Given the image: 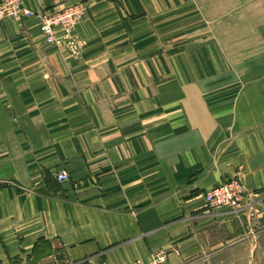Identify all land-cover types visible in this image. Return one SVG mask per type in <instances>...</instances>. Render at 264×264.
<instances>
[{
  "label": "crops",
  "instance_id": "crops-1",
  "mask_svg": "<svg viewBox=\"0 0 264 264\" xmlns=\"http://www.w3.org/2000/svg\"><path fill=\"white\" fill-rule=\"evenodd\" d=\"M77 2L52 44L38 17L0 21V261L228 264L256 247L264 0H25ZM237 173L243 208H208Z\"/></svg>",
  "mask_w": 264,
  "mask_h": 264
},
{
  "label": "built area",
  "instance_id": "built-area-1",
  "mask_svg": "<svg viewBox=\"0 0 264 264\" xmlns=\"http://www.w3.org/2000/svg\"><path fill=\"white\" fill-rule=\"evenodd\" d=\"M87 13V6L84 2L70 4L62 9L49 12L42 9L40 12L31 9L26 5L25 0H0V21L8 18H30L38 17L40 30L44 41L48 44L56 43L59 40L56 30L63 29L65 36H70L76 26L84 19ZM59 182L67 181L69 173L61 169L56 172ZM245 188L239 173L231 179L208 190L205 194V203L208 208L216 209L227 207L234 211L243 208L245 199ZM167 256L164 253L154 254L151 261L143 263L134 261L131 263L105 262L102 264H166ZM0 264H13L11 261H0Z\"/></svg>",
  "mask_w": 264,
  "mask_h": 264
},
{
  "label": "rangeland",
  "instance_id": "rangeland-1",
  "mask_svg": "<svg viewBox=\"0 0 264 264\" xmlns=\"http://www.w3.org/2000/svg\"><path fill=\"white\" fill-rule=\"evenodd\" d=\"M262 234L263 239L256 247L247 244L230 253L231 262L228 264H264V232Z\"/></svg>",
  "mask_w": 264,
  "mask_h": 264
}]
</instances>
